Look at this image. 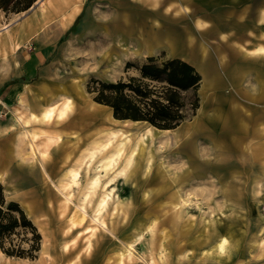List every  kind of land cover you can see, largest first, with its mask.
Masks as SVG:
<instances>
[{
  "label": "rangeland",
  "instance_id": "1",
  "mask_svg": "<svg viewBox=\"0 0 264 264\" xmlns=\"http://www.w3.org/2000/svg\"><path fill=\"white\" fill-rule=\"evenodd\" d=\"M85 1L84 16L59 39L50 59L59 65L61 89L67 84L65 89L78 99L93 103L86 90L92 79L126 81L136 75L134 69H126V64L143 59L136 54L131 40L115 37L114 23L109 25L108 32L104 30L101 13L115 19L116 0ZM16 18L15 14L0 10V29ZM15 44L18 49L19 43ZM183 96L190 103L193 92ZM197 96L200 106L199 89ZM103 109L110 111L105 106ZM187 112L188 117L182 122L185 125L195 121L197 110L193 115L188 105ZM109 113L114 129L122 128L131 143L139 146V155L124 174L118 173L122 159L105 173L101 163H97L99 155L81 159L92 140L82 142V134L72 135L76 158L61 168L56 185L66 181V171L74 169L75 163L80 176L78 184L69 190L52 187L46 197V203L57 215L50 226L54 237L46 244L41 241L36 259L8 257L1 252L2 264H264V247L256 242L264 240V158L259 156L262 152L253 151L251 158L245 151L214 150L211 142L200 140L197 153L188 157L189 150L182 151L180 142L169 132L152 127L154 136L150 138L146 135L147 124L129 121L125 126L123 121H113ZM77 120L80 124L79 117ZM215 120L213 129L219 132L221 120ZM84 130L86 136L93 133L95 126ZM262 143L256 137L253 148H260ZM95 176H99L100 182L93 197L90 193L83 198L88 191L86 183ZM104 191L109 192L107 205L98 216L99 221L94 222L91 219ZM19 205L35 225L30 212ZM82 205L87 215L71 232L69 219L79 213ZM71 250L81 253L84 259L69 263L66 252Z\"/></svg>",
  "mask_w": 264,
  "mask_h": 264
},
{
  "label": "crops",
  "instance_id": "2",
  "mask_svg": "<svg viewBox=\"0 0 264 264\" xmlns=\"http://www.w3.org/2000/svg\"><path fill=\"white\" fill-rule=\"evenodd\" d=\"M38 1L0 29V114H4L0 117V183L7 199L30 212L46 244L53 236L50 226L57 219L46 197L52 187L57 188L61 168L76 158L71 136L82 134V142H87L77 119L92 101L78 99L65 89L67 84L61 89L59 65L50 59L59 39L84 16L87 2ZM100 19L107 32L114 23L115 37L131 40L142 59L163 54L189 64L200 75L201 104L195 121L189 124V134L185 135L188 125L183 123L169 131L182 151L189 150L188 157L205 140L214 150L245 151L251 158L258 151L264 158V143L256 149L252 145L256 137L264 141V0H116L115 19L103 13ZM177 38L185 50L178 51L173 45ZM15 43H19L18 49L13 47ZM186 47L196 57L186 53ZM207 69L212 80L205 86ZM66 101L73 109L64 121L55 115L49 123L29 120L31 113L39 116L50 106L56 112ZM204 103L207 108L202 114ZM218 118L219 132L213 129ZM26 131L39 135L36 144L39 151L46 152L44 158L29 154ZM57 134L59 141L45 143ZM261 241L257 245L264 247ZM66 254L69 263L84 259L77 251Z\"/></svg>",
  "mask_w": 264,
  "mask_h": 264
},
{
  "label": "trees",
  "instance_id": "3",
  "mask_svg": "<svg viewBox=\"0 0 264 264\" xmlns=\"http://www.w3.org/2000/svg\"><path fill=\"white\" fill-rule=\"evenodd\" d=\"M38 0H0L5 14H18L30 9ZM136 75L126 81L107 82L92 79L87 93L92 100L110 109L113 119L145 123L158 130L177 128L199 108L197 90L201 77L189 64L164 55L146 57L136 63L128 62L126 69ZM192 91L187 103L183 93ZM27 246L24 247L23 244ZM41 235L15 201H7L0 183V251L8 256L36 259Z\"/></svg>",
  "mask_w": 264,
  "mask_h": 264
},
{
  "label": "bare ground",
  "instance_id": "4",
  "mask_svg": "<svg viewBox=\"0 0 264 264\" xmlns=\"http://www.w3.org/2000/svg\"><path fill=\"white\" fill-rule=\"evenodd\" d=\"M173 45L176 46V48H177L178 51L180 49H182V48L184 49V43L181 42L180 38H177L176 40H173ZM14 48L15 49L17 48V44H15ZM186 50H187L186 53H189V55L191 57H193V56L196 57L195 54L193 53L192 49H190L189 47H186ZM205 71H206L205 72L206 73L205 78L203 77L204 78V85L205 86H208L211 83L212 77H211L210 71L208 69L205 70ZM202 108H203L202 109V114H203V111L207 108L206 107V103L203 104V107ZM72 109H73V104L70 103L69 101H66V102H64L62 104V106L56 112L54 111V108L50 106V108L43 109L41 111V113H40L39 116H37L34 113H31L30 116H29V120H33L34 122L40 121V122H43V123H49L52 120V118L54 117V115H55L56 116V119L58 121H64L66 119L67 115L69 114V112L72 111ZM54 112L56 114H54ZM109 112L110 111H107L106 112L103 109V106L102 105L97 104V103H94V102L92 103V105L90 107L87 106V108H85V106H84V108H83V115H81L79 117L80 124L82 125L83 129H86V130L90 129V127H92V126H95V130L93 131V133H89V134L86 135V138H88V139H90L92 141H91V144H89V146L86 148V152H84V154L86 153L85 156H84V158H81V159L82 160L83 159L85 160V157L90 158V159H94L97 155H99L100 156V162H97V163H101V170L104 171L105 173H107L108 171H111L112 168L114 169L113 166L116 163V161L122 159V161H123L122 162V167L120 166L121 169H118V173L119 174H124L129 169V167L131 166V164L134 161L135 157H137L139 155V152H140L139 151V146L138 145H133L131 143L130 139L127 138V136L123 132H121L122 131V128H121V130L114 129L115 125H113L112 122H111L110 113ZM19 120L20 119L17 118V121H19ZM29 120L27 119L24 122L25 123H28ZM112 120L115 121V122H118L115 119H112ZM128 122L129 121H126L125 120L122 123L126 126V124H129ZM133 123H137V122H133ZM29 125H30V123H29ZM152 129L153 128L150 127V126L147 127V130H146L147 137L153 138L154 132L152 131ZM86 130H84V131H86ZM40 131H41V129H40ZM169 131L170 130H164L163 132L168 133ZM184 131H185V135L187 136L189 134V125L185 128ZM58 133L60 134V132H58ZM22 135H24V134H22ZM25 136L28 139L27 143H28L29 154H31L34 158H37V159L39 157H43L44 158V156H46V152L43 151V150L39 151L38 150L39 149V146H38V144H36V139L38 138L39 135L36 134V132L35 133H33V132L32 133H30V132L28 133L26 131V135ZM60 136H61V134H60ZM60 136L57 134V135H54V137H52V138L51 137L50 138H47V140H46L45 143H48V142H51V141H59L60 140ZM23 139H25V138H23ZM40 143H41V141H40ZM82 157H83V155H82ZM78 159H77V161H78ZM81 161H80V165H81ZM90 164L91 163H89V165ZM74 165H77L78 166V163H75ZM76 167H74V169L70 168V169H68L66 171L65 177L67 179H65L66 181H62V183H60L59 186H57V189L58 188H61L64 191H67L74 184L77 183L78 178H79L80 175H79V171L76 170ZM97 169H99V168H97ZM115 172H117V170ZM101 175L103 176V174H101ZM112 176H113V174H112ZM110 179H112V178H110ZM108 180L109 179H107V181ZM99 182H100L99 176H95V177L91 178L90 181L88 180V184L86 183V186L88 185V188H86V186H85L86 190H88V191L85 193V197H83L84 195H82V197L83 198H87V196H89L90 193H91V196L93 197V194L92 193L97 188ZM101 190H102V186H101ZM60 194H61V192H60ZM65 196H66V200H68L69 197L67 195H65ZM69 196H70V194H69ZM108 198H109V192H105L102 195V197L100 198V200H98L99 202L98 201H97L98 203L96 202L97 203V206H96V210H95V215H94V217L91 220H93L94 222H98L99 221L98 216L100 215L101 211L106 207ZM83 201H85V200H83ZM81 202H82V200H81ZM185 202H186V200H185ZM63 203H65V202H63ZM182 203H184V202H182ZM112 208H114V207H112ZM85 214H86L85 208L82 205V206L79 207V213L76 212L72 217H70L69 221L71 223V227L73 228L77 224H79L80 222H82L83 219L85 218ZM108 215L110 216L109 213H108ZM90 236H92V235H90ZM92 238H93V236H92ZM261 244H264V241L263 240L261 241ZM88 246H90V245H88ZM64 249H65V247H64ZM128 249L129 250H132V248H130V247ZM0 255H2L1 251H0ZM0 264H2L1 258H0Z\"/></svg>",
  "mask_w": 264,
  "mask_h": 264
}]
</instances>
